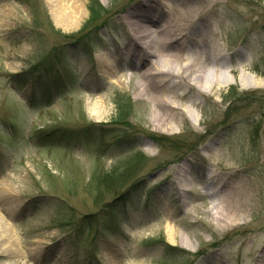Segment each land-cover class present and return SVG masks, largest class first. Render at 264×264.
I'll return each mask as SVG.
<instances>
[{
    "label": "rangeland",
    "instance_id": "obj_1",
    "mask_svg": "<svg viewBox=\"0 0 264 264\" xmlns=\"http://www.w3.org/2000/svg\"><path fill=\"white\" fill-rule=\"evenodd\" d=\"M96 1L104 12L88 24L89 0H0V184L15 190L0 194L15 251L0 264H262L264 0L214 6L218 65L235 71L171 131L150 124L136 77L118 78L145 66L121 57L123 14L141 0ZM133 160L144 162L112 186ZM223 183L250 206L227 226L212 217Z\"/></svg>",
    "mask_w": 264,
    "mask_h": 264
},
{
    "label": "bare ground",
    "instance_id": "obj_2",
    "mask_svg": "<svg viewBox=\"0 0 264 264\" xmlns=\"http://www.w3.org/2000/svg\"><path fill=\"white\" fill-rule=\"evenodd\" d=\"M219 2L141 0L134 11L123 14V19L127 21L128 41L121 57L132 64L145 66L136 75L133 72L128 73V76L121 73L118 78L136 77L133 90L137 96L149 102V122L156 129L171 131L184 118H192L191 108L195 106L196 97L208 96L220 85L221 80H227L228 71H235L234 68L226 69L218 65L224 48L210 17ZM161 16L164 18L159 20ZM74 19L72 24L76 22ZM239 56L244 61V55ZM98 61L104 67L109 64L108 58L104 56ZM113 69L108 67L105 72L110 82L113 77L112 81H116L118 76ZM220 187L227 189L219 202L221 211H216L213 216L209 209L205 213L212 216L217 225L227 226L245 217L250 209L249 199L241 184L228 186L223 183ZM5 192L10 196L15 190L5 182L0 184V194L6 196ZM0 224V236L5 234L7 237L10 234L8 239H0V247L5 246L3 250L0 248V252L7 256L5 259L13 258L15 251L12 253L14 249L9 245L10 237L13 239L11 229L3 222ZM166 230L169 241H174L178 236L175 229L166 225ZM261 252L264 264V247ZM6 261L2 264L18 263L15 260Z\"/></svg>",
    "mask_w": 264,
    "mask_h": 264
},
{
    "label": "trees",
    "instance_id": "obj_3",
    "mask_svg": "<svg viewBox=\"0 0 264 264\" xmlns=\"http://www.w3.org/2000/svg\"><path fill=\"white\" fill-rule=\"evenodd\" d=\"M90 1V5H89V7H88V11H89V18H88V20H87V23L88 24H91V23H94V22H96L97 20H99L100 18H101V16H102V14H103V12H104V9L101 7V5H99L98 3H97V1L96 0H89ZM86 23V24H87ZM85 24V25H86ZM119 108H118V114H119V117L120 116H122L123 115V112H122V110H123V107H122V105L121 104H119ZM138 153H134L133 155H131L132 157H135L136 155H137ZM130 156V157H131ZM142 162H144L143 160H133V162H132V165L131 164H129V165H126L125 166V168H127L126 170H124V171H119V172H117V173H114V174H111L110 176H112L111 178V180L113 181V183L114 184H111L112 186H115V184H116V186L117 185H119V186H123L124 184H123V182H125V180L123 181V179L125 178V177H127V173H131V172H134V171H137V170H139L138 169V166L140 165V164H143ZM107 176H105L104 177V179H103V182H102V179L101 178H98L99 179V184L101 183H104V186H105V188H109V183L107 182V180L105 179ZM120 181H123L122 183H120ZM105 182H106V184H105ZM107 185V186H106ZM120 198V200L121 201H123V200H125V197L124 196H120L119 197ZM115 203H112L111 205H114ZM115 206V205H114Z\"/></svg>",
    "mask_w": 264,
    "mask_h": 264
}]
</instances>
